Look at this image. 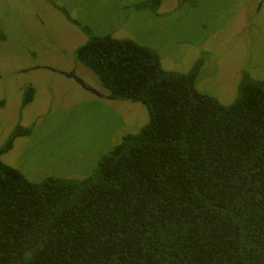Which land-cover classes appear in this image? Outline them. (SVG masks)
<instances>
[{
	"label": "trees",
	"instance_id": "16d2710c",
	"mask_svg": "<svg viewBox=\"0 0 264 264\" xmlns=\"http://www.w3.org/2000/svg\"><path fill=\"white\" fill-rule=\"evenodd\" d=\"M81 28L78 61L148 121L86 176L37 182L1 160L32 130L16 125L0 146V264H264V80L244 71L222 104L196 89L201 56L164 70L155 48Z\"/></svg>",
	"mask_w": 264,
	"mask_h": 264
},
{
	"label": "rangeland",
	"instance_id": "374dc122",
	"mask_svg": "<svg viewBox=\"0 0 264 264\" xmlns=\"http://www.w3.org/2000/svg\"><path fill=\"white\" fill-rule=\"evenodd\" d=\"M138 1L0 0V146L16 125L32 126L4 163L33 182L81 178L147 123L143 104L110 97L78 61L89 37L81 25L155 48L164 70L186 72L201 56L196 89L222 104L244 71L264 80V0H162L156 12L131 8ZM27 87L33 98L22 105Z\"/></svg>",
	"mask_w": 264,
	"mask_h": 264
},
{
	"label": "water",
	"instance_id": "95a60500",
	"mask_svg": "<svg viewBox=\"0 0 264 264\" xmlns=\"http://www.w3.org/2000/svg\"><path fill=\"white\" fill-rule=\"evenodd\" d=\"M70 75H73V74H70ZM80 83H81V81H80ZM83 84V83H82ZM84 85V84H83ZM85 86V85H84ZM87 89H89V90H91L93 93H96V91L95 90H92V89H90V88H87Z\"/></svg>",
	"mask_w": 264,
	"mask_h": 264
}]
</instances>
